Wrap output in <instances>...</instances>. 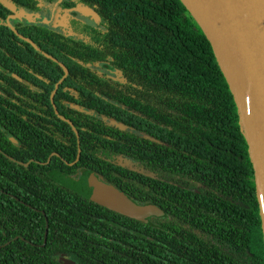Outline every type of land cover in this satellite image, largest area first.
Listing matches in <instances>:
<instances>
[{
	"label": "trees",
	"instance_id": "obj_1",
	"mask_svg": "<svg viewBox=\"0 0 264 264\" xmlns=\"http://www.w3.org/2000/svg\"><path fill=\"white\" fill-rule=\"evenodd\" d=\"M6 1L0 264H264L237 109L184 3L59 0L58 14L80 4L99 17L74 38L34 21L41 0ZM88 173L164 214L132 218L66 186Z\"/></svg>",
	"mask_w": 264,
	"mask_h": 264
},
{
	"label": "water",
	"instance_id": "obj_2",
	"mask_svg": "<svg viewBox=\"0 0 264 264\" xmlns=\"http://www.w3.org/2000/svg\"><path fill=\"white\" fill-rule=\"evenodd\" d=\"M181 1L209 41L237 109L238 126L246 143L253 170L255 196L264 241V0ZM0 2L14 10L6 0ZM84 11L98 19L94 12L88 9ZM8 26L19 37L40 50L9 23ZM62 67L64 75L59 82L68 74L66 67L64 65ZM58 83L51 93V101ZM65 120L71 124L69 119ZM75 133L77 134L76 130ZM66 186L88 200L132 218L144 219L164 214L163 210L154 204L136 203L93 173L86 174L80 180L69 178ZM60 261L62 264H76L64 256Z\"/></svg>",
	"mask_w": 264,
	"mask_h": 264
},
{
	"label": "flooded vegetation",
	"instance_id": "obj_3",
	"mask_svg": "<svg viewBox=\"0 0 264 264\" xmlns=\"http://www.w3.org/2000/svg\"><path fill=\"white\" fill-rule=\"evenodd\" d=\"M57 0L54 3H51V0H41V7H43L44 12H49V19L37 18L34 21L44 24L46 26H50L56 31L61 32L62 34L74 37V38H83V35L78 30L82 25H90L100 28L99 25V17L95 19L92 15L87 14L84 9H88L91 12H94L96 15V11L89 6L86 5H78L76 7L67 8L61 11L59 14L56 13L57 5L59 4ZM41 14V13H40ZM81 15V16H80ZM98 16V15H97ZM51 101V94H50ZM52 102V101H51ZM86 174L80 175L75 178L76 180H80L84 178Z\"/></svg>",
	"mask_w": 264,
	"mask_h": 264
},
{
	"label": "rangeland",
	"instance_id": "obj_4",
	"mask_svg": "<svg viewBox=\"0 0 264 264\" xmlns=\"http://www.w3.org/2000/svg\"><path fill=\"white\" fill-rule=\"evenodd\" d=\"M41 16L43 17L42 19H49V17H50V13L49 12H42L41 13ZM81 16V15H80ZM97 69H99V70H101V71H104V72H107L109 75H111V76H113L114 75V72L113 71H111V70H109V69H107V68H104V67H102V66H99V67H97ZM57 177V179H59V177L58 176H56Z\"/></svg>",
	"mask_w": 264,
	"mask_h": 264
}]
</instances>
